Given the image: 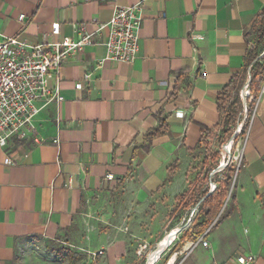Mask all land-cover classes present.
I'll return each mask as SVG.
<instances>
[{
    "label": "crops",
    "instance_id": "obj_1",
    "mask_svg": "<svg viewBox=\"0 0 264 264\" xmlns=\"http://www.w3.org/2000/svg\"><path fill=\"white\" fill-rule=\"evenodd\" d=\"M138 1L0 0V33L33 45L76 38L80 25L93 32ZM263 10L264 0H144L132 64L105 60V31L65 61L63 100L34 119L39 142L0 146V264H144L176 228L168 249L181 246L178 264H236L238 255L264 264V96L249 117L229 216L197 236L187 217L203 199L177 206L187 190L211 191L217 96L243 73ZM263 47L252 64L263 62ZM93 209L85 227L81 216ZM201 236L208 247L190 249Z\"/></svg>",
    "mask_w": 264,
    "mask_h": 264
},
{
    "label": "built area",
    "instance_id": "obj_2",
    "mask_svg": "<svg viewBox=\"0 0 264 264\" xmlns=\"http://www.w3.org/2000/svg\"><path fill=\"white\" fill-rule=\"evenodd\" d=\"M143 1L139 0L132 6L116 7L109 21L99 24L93 32H89L85 25H80L76 31V38L64 37L56 42L33 45L18 35L7 37L0 33L1 147L13 138L33 137L34 141L39 142L34 126L35 117L46 106L59 104L63 100L59 89L61 65L71 58H79L85 47L96 44L95 38L103 31L106 32L103 43L106 53L105 60L127 64L134 62L141 50L139 33ZM22 18V16L18 17V21L21 22ZM261 57H264V47ZM249 72L250 68L247 70V73ZM50 78L55 79L54 88L48 86ZM89 79L90 74H85L83 80L88 81ZM75 89L82 90L83 83L75 84ZM258 96H264V77ZM241 99L244 102L246 99L249 101L253 99V95L249 92L248 82L243 87ZM174 115L176 118L183 117L181 112ZM52 142L58 143L57 139ZM242 154L243 150L240 163ZM4 163L12 164L9 158H6ZM106 178L111 180L112 175H107ZM192 214L193 212L191 216ZM198 244L205 248L208 247L207 241L201 236L196 241L190 242L189 248L193 249ZM254 260L252 255H238L235 258L236 264H252Z\"/></svg>",
    "mask_w": 264,
    "mask_h": 264
},
{
    "label": "trees",
    "instance_id": "obj_3",
    "mask_svg": "<svg viewBox=\"0 0 264 264\" xmlns=\"http://www.w3.org/2000/svg\"><path fill=\"white\" fill-rule=\"evenodd\" d=\"M255 22L256 24H258V29L255 36V44L254 47L248 51L247 63L243 70V73L239 76H234L233 78H231L229 84L225 86L217 96V106L221 117L220 123L219 125H217V128L220 129V132L222 134V137L219 139V144L224 143L225 139L223 140V137H232V129L237 125L239 116L242 115L243 105L240 98V90L249 67L251 68L249 72L250 82L248 84V88L250 94L253 95V99L251 101L246 99V103L248 106L247 116L249 117L253 112L257 94L260 91V86L264 77V57L261 59V61H263L262 63L256 62L252 64V62L257 57V48H262L264 45V10ZM249 117L245 119L240 132L236 134V136L233 138V141H235L239 135H243L247 132ZM162 132V130L154 131L152 132V136L162 134ZM210 157L212 158L213 166L206 169L204 179L205 181L207 180V176L217 168L218 161L220 159V151L211 153ZM223 171L224 174L222 183H220L215 188V190L212 191V193L208 194V191H204L200 196V198L203 200L199 204L197 212L191 223L192 232L197 236H200L209 228V226L219 214L224 200L228 195V192L230 190L231 178L234 174V168L232 167V165L228 164ZM196 193V191L191 190L183 192L177 199V206L179 205L184 209H188L189 207H193L198 204L199 202L194 200ZM233 201L234 193L232 192L230 194V202ZM228 216L229 214L226 215V213H222L218 217L216 223L204 236H206L211 230L217 227Z\"/></svg>",
    "mask_w": 264,
    "mask_h": 264
},
{
    "label": "rangeland",
    "instance_id": "obj_4",
    "mask_svg": "<svg viewBox=\"0 0 264 264\" xmlns=\"http://www.w3.org/2000/svg\"><path fill=\"white\" fill-rule=\"evenodd\" d=\"M243 87H244V85H242L241 91L243 90ZM241 91H240V94H241ZM244 103L245 102L242 101L243 112H242V115L239 116V118H238L237 125L232 129V132H231L232 133V137L235 134L236 130H238L239 128L241 129V127H242L243 122L245 121V119H247L249 117V116H247V108H248L247 103L245 105H244ZM240 129H239L238 132H240ZM221 137H222V134H221V132L219 130V132L214 136V140L211 142V146L209 147L210 153H208V151H207V153L209 154V156H210L211 153H214L216 151H220V159H219L218 165H217V167L220 165L219 166V169H218L217 173H215L213 176H209V178L207 180V183L209 184L210 181H211V192L214 191V189L220 183H222V181H223V174H224V171H223L224 168L222 167L221 162L224 161V164L225 165L226 164H230L234 168V174L232 175L231 183H230V190H231L230 194H231L232 192H234L236 172L238 171V168L240 166V155H241V152H242V150L244 148V145H245L246 133L243 134V135H239L235 141H232L231 140L232 137H226L225 136V137H223V140L225 139L224 140V143L223 144H219V139ZM207 146L208 145H206V148H207ZM226 146H229L230 147V150H229L230 153H226V151H225ZM207 153H205V149H201V151H200V154L201 155H207ZM200 183H201V185H203L205 182L204 181H200ZM203 192L204 191H198V195L197 194H196L197 196L195 195L196 196L195 199L198 200V198L201 196V194ZM230 194H229L228 198L226 197L227 200L225 198L226 201L224 200V203H223L222 213H226V215L227 214H230V212L232 210V202H230ZM193 208L194 207H192V209ZM95 214H96L95 213V209H93L92 213L85 212L81 216V218H83V220H84L83 223H85V227H86V225L89 227L91 225V221H95V218H96ZM194 216H195V214H194ZM189 218L190 219H193L194 218V217L193 218L191 217V211L189 212V215L187 217V221L189 220ZM81 221H82V219H81ZM173 230H175L176 233H175L172 241L170 242V244L166 248H164L158 254V256L156 258L153 259L154 261H152V264H168L169 261L172 260L175 256L176 257L174 258V263L173 264H178L181 261V259H182V257H183L184 254H180L181 249H182L180 245H178L177 247L172 246L170 249H168L169 246L172 245L175 242V240L177 238V235L180 232V228H176V229H173ZM178 237H179V235H178ZM159 243H158V245H159ZM157 246L154 249H152L151 253L147 256L144 264H146L148 257L156 250Z\"/></svg>",
    "mask_w": 264,
    "mask_h": 264
},
{
    "label": "bare ground",
    "instance_id": "obj_5",
    "mask_svg": "<svg viewBox=\"0 0 264 264\" xmlns=\"http://www.w3.org/2000/svg\"><path fill=\"white\" fill-rule=\"evenodd\" d=\"M229 150H230V147L226 146V148H225L226 153H230ZM221 165H222L223 168L225 167L224 161L221 162ZM175 233H176L175 230H173L170 233H168V235L159 243V245L157 246L156 250L148 257L146 264H152V261H154L153 259L156 258L158 256V254L170 244V242L172 241ZM174 258L172 260H170L168 264H173L174 263Z\"/></svg>",
    "mask_w": 264,
    "mask_h": 264
},
{
    "label": "water",
    "instance_id": "obj_6",
    "mask_svg": "<svg viewBox=\"0 0 264 264\" xmlns=\"http://www.w3.org/2000/svg\"><path fill=\"white\" fill-rule=\"evenodd\" d=\"M248 84H249V81H248ZM242 101H243V100H242ZM239 129H240V128H239ZM239 129L236 130L235 134L233 135V137H232V139H231L232 141H233V138H234V137L236 136V134L238 133ZM219 166H220V165H219ZM219 166H218L215 170H213L212 174L217 173V171H218V169H219ZM209 192L212 193L211 191H209ZM230 192H231V190H229L228 195H227V198H228ZM210 193H209V194H210ZM227 198H226V200H227ZM226 200H225V201H226ZM222 210H223V206H222V208H221L219 214H218L217 217L215 218V220L212 222V224H211V225L209 226V228L206 230V232H208V230H209V229H210V228L216 223L218 217H219L220 214L222 213Z\"/></svg>",
    "mask_w": 264,
    "mask_h": 264
}]
</instances>
